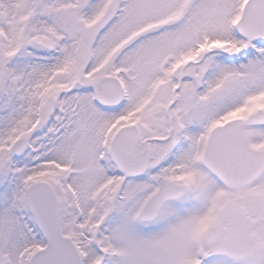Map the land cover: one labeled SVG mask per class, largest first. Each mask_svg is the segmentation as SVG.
Wrapping results in <instances>:
<instances>
[{"label": "snow or ice", "instance_id": "6c2138e0", "mask_svg": "<svg viewBox=\"0 0 264 264\" xmlns=\"http://www.w3.org/2000/svg\"><path fill=\"white\" fill-rule=\"evenodd\" d=\"M0 264H264V0H0Z\"/></svg>", "mask_w": 264, "mask_h": 264}]
</instances>
